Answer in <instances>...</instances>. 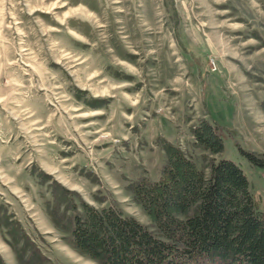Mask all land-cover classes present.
Returning <instances> with one entry per match:
<instances>
[{
	"label": "rangeland",
	"instance_id": "obj_1",
	"mask_svg": "<svg viewBox=\"0 0 264 264\" xmlns=\"http://www.w3.org/2000/svg\"><path fill=\"white\" fill-rule=\"evenodd\" d=\"M263 102L264 0H0V259L100 264L50 216L65 190L154 229L133 188L160 179L170 145L207 178L242 168L264 210L246 155L264 161ZM202 121L222 153L196 144Z\"/></svg>",
	"mask_w": 264,
	"mask_h": 264
},
{
	"label": "trees",
	"instance_id": "obj_2",
	"mask_svg": "<svg viewBox=\"0 0 264 264\" xmlns=\"http://www.w3.org/2000/svg\"><path fill=\"white\" fill-rule=\"evenodd\" d=\"M261 106L264 111V102ZM218 131L202 121L193 137L216 155L224 150ZM246 155L252 165L264 168V161ZM167 156L158 181L142 178L133 188L154 229L112 205H69L66 194L72 192L67 190L54 191L61 205L50 216L70 232V242L82 256L100 264H264V210L242 168L228 160L213 163L207 178L179 148L170 145ZM62 205L67 209L61 210ZM69 211L73 214L65 230ZM30 255L20 260L44 264L36 249ZM0 264L5 263L0 259Z\"/></svg>",
	"mask_w": 264,
	"mask_h": 264
}]
</instances>
